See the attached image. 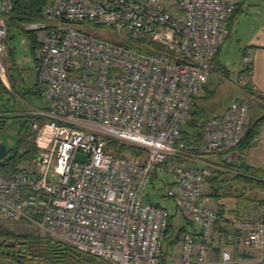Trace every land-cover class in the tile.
I'll return each mask as SVG.
<instances>
[{
    "label": "built area",
    "instance_id": "2783aa9c",
    "mask_svg": "<svg viewBox=\"0 0 264 264\" xmlns=\"http://www.w3.org/2000/svg\"><path fill=\"white\" fill-rule=\"evenodd\" d=\"M240 1L55 0L44 5L41 21L24 26L39 43L36 85L46 104L30 126L37 153L14 172H0V215L110 264H160L170 214L145 198L157 173L176 210L200 227L198 236L181 235L171 262L207 264L213 230L225 220L204 199L214 168L194 170L180 159L193 152L218 153L225 165H239L244 154L237 147L247 133L249 104L234 101L224 115L207 119L199 144L180 135ZM12 8L13 0H0L4 85L6 19ZM90 26L110 27L120 41L97 38ZM253 55L248 48L242 58L237 79L242 87L251 76ZM111 140L145 154H118ZM234 230L241 249L262 261L264 223L244 209ZM221 263L234 260L223 252Z\"/></svg>",
    "mask_w": 264,
    "mask_h": 264
},
{
    "label": "crops",
    "instance_id": "0c3cea01",
    "mask_svg": "<svg viewBox=\"0 0 264 264\" xmlns=\"http://www.w3.org/2000/svg\"><path fill=\"white\" fill-rule=\"evenodd\" d=\"M236 18H238L237 21ZM234 22H237L235 40L237 44L241 46L238 49L234 48L233 50L232 48L228 47L229 51L227 52L225 50L226 52L223 53V49L226 46L225 44H227L228 39L231 37ZM34 33L35 32L30 34V36L35 41V43H33L29 35L25 34V36H27L29 39L31 54L34 61L36 85L38 62L35 59V50H32L31 47L32 45H35L37 48L39 43ZM6 44L8 50L10 51L9 57L11 59V49L9 48L7 41ZM248 48H251L254 51L253 69L251 76L248 79L247 85L245 87L240 86V99L235 101L248 102L249 124H252L255 120L264 115V0H241L233 14L231 24L229 26V36L222 43L214 58L213 67L209 73L207 82L203 86L201 95L194 100L193 111L189 119H194L201 116V114L198 115L199 112L203 113V107L199 106L200 101L215 96V93L218 89H220L221 84L226 83L228 80L231 66L236 61L239 64L237 69V74L239 76L242 69V58L244 57ZM211 76L215 77L214 84L211 82ZM212 85H214L213 89H211ZM44 104L45 101L39 109H42ZM252 106H254L256 109L255 114L252 110ZM228 107L229 105L225 106L220 112L212 114V116H208L204 118V120L206 121L207 119L224 115ZM243 154L244 158L241 163L253 168L264 170V126L259 129L258 134L254 138L251 146ZM180 162L194 170H198L204 166L210 165L218 172L223 171L226 178L229 179L236 175L235 170L224 167L225 163L222 161V157L218 153L190 154L185 158L180 159ZM163 177L167 183L171 182L172 180V177L166 172L163 173ZM247 194L249 195V192ZM257 196L258 198L264 197V195L260 193H258ZM204 199L205 201L216 206L218 211L222 212L221 215L225 216V220L215 226L213 230L211 243L207 247V264H222L221 255L223 252H228L230 254L231 258L234 260V263L232 264H264V259L262 261L254 260L249 255H247L239 245L237 235L234 230V221L239 217V212H235L236 199L230 196L213 198L212 195H210L208 188L204 192ZM245 209L248 213L253 214L258 219L264 220V212H262L261 209L259 210L256 204L247 205ZM175 212L180 214L176 208ZM170 216L172 218L171 214ZM180 216L182 218V222H178L176 224L178 227V232H169V234L163 239V242L165 241L166 244L163 245L164 249L160 264H174L171 262V257L174 256L175 252L177 251V245L182 234L188 233L192 236H198L200 234V227L198 225H195L184 219L181 214ZM171 236H173L172 239L170 238Z\"/></svg>",
    "mask_w": 264,
    "mask_h": 264
},
{
    "label": "trees",
    "instance_id": "16d2710c",
    "mask_svg": "<svg viewBox=\"0 0 264 264\" xmlns=\"http://www.w3.org/2000/svg\"><path fill=\"white\" fill-rule=\"evenodd\" d=\"M53 1L55 0H13L12 11L6 19L8 37L13 38L16 33H24L29 36L30 34H33L32 31L26 30L24 26L40 22L42 7ZM232 17L229 21V26ZM12 33H14V35H12ZM30 38L32 39L31 36ZM32 41L35 43L33 39ZM125 45L128 47H134L130 43ZM31 48L32 50H36L35 45H32ZM4 91L8 92V89L0 80V103H2ZM24 94H33L41 97L40 92L37 90V85ZM1 106L2 104L0 107ZM45 106L46 104H44L42 109H44ZM35 118L37 119V117ZM7 119L8 117L0 118V132L3 130ZM204 122V119L201 123L198 122V118L189 119L181 131L180 139L184 140L186 143L199 144L202 139ZM262 126H264V115L248 125L247 133L241 144L237 147L240 152L244 153L251 146ZM190 129H192V131H190ZM108 144L113 146L118 154L128 153L133 156H142L145 154L143 149L133 145H118L114 140L108 141ZM18 147L19 146L6 152L7 157L0 163V172H14L16 166L20 162L33 158L37 153V149L33 145L21 153H19ZM192 154L200 153L193 152ZM224 167L235 170L236 175L229 179L226 178L223 171L218 172L217 170H214L210 178L207 179V186L210 195H212L213 198L227 196L235 198L236 213L244 210L247 205L252 204H256L258 209H261L262 212H264V197L258 198L257 196L258 193L264 195V170L253 168L243 163H240L237 166L225 165ZM154 180L160 181V177L157 173L153 174L150 186L153 185ZM248 192L249 195L247 194ZM145 198L146 201L150 203L147 194L145 195ZM153 205L161 207L158 204ZM218 213L220 215L222 214L220 211H218ZM261 221L264 223V220ZM170 228L171 216L169 217L165 237L169 234ZM41 255H44L43 258L50 264H110L98 260L89 254L79 252L64 243L53 241L50 238L43 240L41 237L32 235H18L12 230L0 226V264L37 263L40 261L39 258Z\"/></svg>",
    "mask_w": 264,
    "mask_h": 264
},
{
    "label": "rangeland",
    "instance_id": "374dc122",
    "mask_svg": "<svg viewBox=\"0 0 264 264\" xmlns=\"http://www.w3.org/2000/svg\"><path fill=\"white\" fill-rule=\"evenodd\" d=\"M238 18H236L237 21ZM91 34L97 38L108 40L112 43H118L120 38L115 34L110 27L90 26ZM235 31H237V22L233 24V31L231 37L228 39L224 52H228L229 48H239L235 40ZM35 34V33H34ZM14 35V33H12ZM37 38V37H36ZM8 46L11 49V59L9 57L7 62V73L5 86L8 92H3L2 103L0 107V118L8 117L5 121V126L0 132V143L5 147L6 152L18 147L19 153L26 151L31 145H34L35 133L31 131V122L37 120L35 117L36 110L44 103L43 99L33 94H24L25 91L33 89L35 85V66L29 39L23 33H16L13 38L8 37ZM228 49V50H227ZM226 50V51H225ZM228 55V54H227ZM238 62L236 61L230 69L229 78L226 83H222L220 89L212 98L201 100L200 107H203V113L199 112L201 116L198 117V122L201 123L204 118L212 116V114L220 112L225 106L230 105L231 102L239 100L241 97L240 85L237 83V69ZM212 84L215 83V77L211 76ZM212 85L211 89H213ZM254 114L256 109L252 106ZM192 131V129H190ZM21 141V142H19ZM184 166H186L184 164ZM4 173V172H3ZM169 174V173H168ZM170 175V174H169ZM171 176V175H170ZM153 185L149 186L146 191L148 199L152 204H158L168 210L172 215L170 233H177V223L182 222L180 214L175 212L173 202L165 197V184L163 181L154 180ZM184 225V222H183ZM0 226L6 227L18 235H32L41 237L43 240L49 237H42L38 231L26 223L13 222L0 215ZM171 239L173 236L170 237ZM166 242H163L165 245ZM162 245V253H163ZM44 254V253H42ZM41 255L39 262L32 264H50ZM173 263V262H172Z\"/></svg>",
    "mask_w": 264,
    "mask_h": 264
},
{
    "label": "water",
    "instance_id": "95a60500",
    "mask_svg": "<svg viewBox=\"0 0 264 264\" xmlns=\"http://www.w3.org/2000/svg\"><path fill=\"white\" fill-rule=\"evenodd\" d=\"M6 156V149L5 147L0 143V161ZM78 160H83L84 156L77 155Z\"/></svg>",
    "mask_w": 264,
    "mask_h": 264
},
{
    "label": "flooded vegetation",
    "instance_id": "af4514ba",
    "mask_svg": "<svg viewBox=\"0 0 264 264\" xmlns=\"http://www.w3.org/2000/svg\"><path fill=\"white\" fill-rule=\"evenodd\" d=\"M7 155V154H6ZM7 156H5L1 161H0V163L6 158Z\"/></svg>",
    "mask_w": 264,
    "mask_h": 264
}]
</instances>
